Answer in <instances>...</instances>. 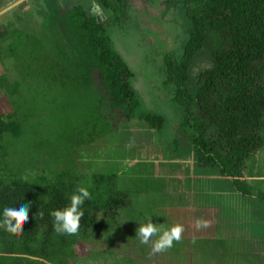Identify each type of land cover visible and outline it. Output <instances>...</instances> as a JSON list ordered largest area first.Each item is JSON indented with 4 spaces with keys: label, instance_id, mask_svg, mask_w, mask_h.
<instances>
[{
    "label": "trees",
    "instance_id": "obj_1",
    "mask_svg": "<svg viewBox=\"0 0 264 264\" xmlns=\"http://www.w3.org/2000/svg\"><path fill=\"white\" fill-rule=\"evenodd\" d=\"M91 1L107 16L105 21L90 13L88 6L65 7L61 0L39 2L43 16L35 30L27 17L10 13L0 20V97L11 106L7 113L0 110V219L4 207L20 201L30 204L21 233L0 227V264H69L74 244L93 239L98 229H104L107 241L123 234L128 242L139 241L136 233L125 229L122 234L120 228L111 231L106 224L126 207V194L118 190L119 181L134 194L145 193L142 202L138 200L133 206L135 217L152 216L153 222L163 227L183 225L181 240L165 250L168 255L180 256L182 250H191L194 255L211 256L223 263L253 264L230 241L222 245L220 240L217 244L208 240L203 247L199 238H189L186 222L190 213L185 208L189 203L184 204L187 202L178 192H167L164 187L167 181L174 182L176 167L187 168L182 163L184 153L191 154L195 166L209 177L211 200L225 201L223 207L229 215L251 213L263 224L264 178L253 167L258 149L264 146V0H164L166 9L179 7L186 20L181 40L165 53L157 71L176 112V132L170 138L152 136L151 130L162 131L166 119L143 107L133 85L143 69L136 73L131 68L105 25L126 18L130 2ZM9 67L16 76L9 75L8 81L4 75ZM95 72L101 91L93 84ZM50 92L63 104L58 112L69 109L71 115L58 114L50 121ZM72 93L79 102L78 110L69 98ZM111 110L120 111L124 117L120 130L136 127L138 130H129L127 135L136 136L148 150L146 144L151 142L155 158L145 157L153 166V173L146 176V189V177L137 190L133 180L128 187L119 179L122 162L108 160L107 169H94L99 162L91 164L99 159L105 136H113L110 132L115 131L107 117ZM64 122L67 130L61 132V141L40 145L52 152L39 157L32 137L57 138L51 131ZM40 126H45L44 130ZM18 145L25 151L17 150ZM165 148L169 154L163 152ZM140 164L131 165L143 173ZM78 186L87 187L91 193V199L82 205L79 230L75 235L57 233L50 213L68 206ZM140 206L150 214L137 210ZM254 206L263 208L252 209ZM127 207L132 214V205ZM177 213L185 220H176ZM140 249L142 253L144 247ZM104 254L101 252L105 261L113 257ZM112 264L137 261L123 256L120 260L112 258Z\"/></svg>",
    "mask_w": 264,
    "mask_h": 264
},
{
    "label": "rangeland",
    "instance_id": "obj_2",
    "mask_svg": "<svg viewBox=\"0 0 264 264\" xmlns=\"http://www.w3.org/2000/svg\"><path fill=\"white\" fill-rule=\"evenodd\" d=\"M39 2H43V0H0V20L2 18L4 21L10 13L17 16L20 15L22 19L27 17L29 18L27 20L30 22V28L35 30L38 28L37 22H39L41 16H43ZM129 2L130 10L128 12L129 15H126V18L123 17L117 23L111 22L112 24L106 23L105 25L111 35V39L115 43L116 48L125 56V59L131 68L136 73L143 69L141 74H137L133 81V85L142 100L143 107L149 112L162 114L166 119V124L164 123L162 131L160 130L156 133L153 129L151 130L152 136L158 135L170 138L176 132V124L174 123L176 112L174 111L171 100H167L168 93L163 89L160 77L157 78V71L159 70V66L163 63L165 53L168 52L170 48L174 49L181 40H179V38L181 36L183 22L186 23V20L179 7L174 6L166 9L164 6V0H129ZM68 5L69 3L67 2L64 4L65 7ZM17 16H13L12 19L17 20ZM34 17L37 19H34ZM14 25L16 26L15 28H17L16 21H14ZM170 35L171 39L166 40L165 38ZM129 57L135 60V62ZM8 69V73L4 76L5 80L9 81V75L15 77L16 72L10 67ZM2 71L3 69L0 66V73ZM93 84L94 87L100 91L102 90L96 72L93 74ZM75 95V93H72L69 98L74 101L78 110L79 102ZM48 99H50L49 105H47L50 114V121L51 116L54 120H56L58 114H72L69 109L65 112H58V108L60 107L62 109L63 104H59V97H55L52 92L48 94ZM40 100H45V98H41ZM84 102L85 100L83 99V106ZM10 109L11 106L8 101L5 98L0 97V110L7 113ZM107 117L111 120L112 128H114L115 131L110 132L113 136H105V145L100 144V157L97 161H93L91 164L99 162L94 166V169H107L109 167L108 160L116 161V163L122 162L124 166L121 168L122 174L119 171V179L124 180L128 187L131 185V180H133L136 187L134 189L137 190L143 186V180L148 173H153L152 162H148L145 159V157H148L149 159L155 158L152 150L153 147L151 148V142L146 144L149 148L148 150L144 146L140 145L141 141L136 136L127 135L129 130H138L136 127L132 128V126H129L124 128L127 131L120 130L119 128L121 127L119 122L124 120L120 111H108ZM38 120L39 119H37V121ZM65 123L66 122H64L59 128H54L51 131V133H53L52 136L58 135L57 138H50L44 135L43 137H32V144H36L38 146L39 153H35L39 157L41 154L45 155V153L51 155L52 149L43 148L40 145L44 146L48 143L53 145L58 141H61V132L63 133L67 130L66 126H64ZM41 127L44 130L45 126H40V128ZM53 127L54 126H48V128ZM116 131L119 135L114 136V132ZM98 137L101 138L102 136ZM72 142L73 141L70 143ZM263 147L264 146H261L258 149L259 152L256 160L254 161L253 167V170H255L259 177L262 178H264ZM17 150L20 152L25 151L20 145H18ZM163 152L166 154L170 153V151L166 148ZM78 157H80L82 162L84 161V158L80 156V153L78 154ZM137 161L138 163H141L139 167L143 170V173L140 172L137 166L134 167L131 165ZM169 161L175 162L174 159H170ZM187 162L192 161L190 160ZM186 165L188 164L186 163ZM249 169H252V165H249ZM185 170L186 168L176 167L175 173L173 174L174 182L167 181L168 185L164 188L167 192L173 194L178 192L187 202L183 203L187 205L188 203L190 204L188 207H185L189 209L190 220L187 222L184 221L187 223L186 230L189 234V238H199L203 247H206L208 240H218L226 236L236 238L238 240L239 248L251 255L252 259L250 261L253 264H264V226L250 217H243L239 214H223L222 217H220V215L216 212L217 205H203L206 204L203 201H207V199L204 198L202 195L203 193H200L201 190H199V188H205V179L201 176L195 177L194 179H192V177L186 178L189 175L185 174ZM146 180H148V183L143 186L145 189L149 186V178L146 177ZM136 183L139 185L137 186ZM117 186L119 191L126 194V207L122 208L119 215H117L114 220L108 219L109 221L106 224L111 231L120 228L122 234L125 232V229L129 230V233H136L139 223L144 222L145 217H135L133 215V206L138 200L139 204L142 202L141 199H144L143 197L145 196V193L140 192L134 194L129 190V188L124 189L121 181L117 183ZM196 201H198L199 204ZM127 205H132V214L130 213V209ZM142 208L143 207L140 206L137 210L139 209L143 212ZM143 213L147 215L150 214L148 212ZM178 214L179 213H177V215ZM182 217V215H178L176 220H185ZM219 217L226 221L219 222L218 220L217 222L214 220V218L218 219ZM197 221L200 222L199 226H197ZM130 227L132 230H130ZM103 234L104 229H98L95 232V237L93 239L90 237L87 241L78 240L73 246L74 256L72 258L69 257L67 262L69 264H112V258L120 260L123 256H126L127 258L136 260L137 264H229L225 261L224 263L223 261H216L212 259L211 256L203 258L194 255L191 250L184 252L182 248L180 249L183 254L180 256H175L171 253L168 255L167 251L159 253L153 252L152 244L156 239L155 237L150 240L147 245H142L138 240L130 242L126 241L123 236L124 234L118 236L116 235L115 237L112 236L113 240L109 238L108 241H111V243H109ZM213 244H217V241H214ZM221 244L224 245L223 240L221 241ZM141 245L144 247L142 253L140 249ZM211 247L213 246L211 245ZM108 250L111 251L110 255L108 254ZM104 251L106 252V254H104L105 257L109 258L108 256L111 257V255H113V257L109 258L108 261H105V259H102L101 255V252ZM165 254H167V256ZM185 256L187 258H184ZM177 258H180V260H177ZM53 261L55 260L53 259ZM241 263L242 262L238 263V261H236V264Z\"/></svg>",
    "mask_w": 264,
    "mask_h": 264
},
{
    "label": "clouds",
    "instance_id": "obj_3",
    "mask_svg": "<svg viewBox=\"0 0 264 264\" xmlns=\"http://www.w3.org/2000/svg\"><path fill=\"white\" fill-rule=\"evenodd\" d=\"M101 13H103L100 10ZM102 20L106 18L102 14ZM91 199V193L85 186H78L70 195V203L68 206L54 210L50 215L54 218V229L57 233L75 235L80 227V220L84 215L82 205L86 200ZM30 204L25 201L14 203L11 207H4L2 219H0V227L7 232L23 231L22 223L28 220V211ZM200 222L197 221V226ZM184 231L183 225L179 223L172 224L168 227L158 226L151 217H145V221L139 223L136 236L142 245H147L150 240L156 238L152 244L153 252H163L173 247L174 242L181 240V234Z\"/></svg>",
    "mask_w": 264,
    "mask_h": 264
},
{
    "label": "flooded vegetation",
    "instance_id": "obj_4",
    "mask_svg": "<svg viewBox=\"0 0 264 264\" xmlns=\"http://www.w3.org/2000/svg\"><path fill=\"white\" fill-rule=\"evenodd\" d=\"M89 0H61V3L64 5L66 2L67 3H69V7L70 6H83V7H86V6H88V7H90V3L88 2ZM129 1V0H128ZM100 8V7H99ZM107 19V16H106V18L104 19V21ZM184 157H183V159H182V163H184V165H186V163L188 164V165H186L187 166V168H188V172H186V170H185V174H188L189 176H187L186 178H190V177H192V179H194L195 177H199L200 175H206V174H204V173H202L201 172V170H199L195 165H196V160L194 159V157L191 155V154H186V153H184V155H183ZM192 161V162H187V161ZM192 163V164H191ZM189 166V167H188ZM186 168V169H187ZM184 174V175H185ZM191 175V176H190ZM257 175V174H256ZM255 175V176H256ZM212 176H210V178H211ZM216 177H218L217 175H216ZM220 178V177H219ZM176 179H178V178H176ZM195 192V191H194ZM197 195V194H196ZM250 203H253V202H251L250 200H248ZM197 203H198V201H196ZM203 202H205L206 204H203V205H207L208 206V204H207V201H203ZM259 203V202H258ZM199 204V203H198ZM254 204V203H253ZM190 205V204H189ZM260 208H263V206H259V207H257V206H254L252 209H260ZM214 220H216L217 222H218V220H219V222L221 221V219H215L214 218Z\"/></svg>",
    "mask_w": 264,
    "mask_h": 264
},
{
    "label": "crops",
    "instance_id": "obj_5",
    "mask_svg": "<svg viewBox=\"0 0 264 264\" xmlns=\"http://www.w3.org/2000/svg\"><path fill=\"white\" fill-rule=\"evenodd\" d=\"M88 2H89L90 4L92 3L91 0H89ZM90 6H91V5H90ZM200 176H201V177H206V175H200ZM207 180H208V179H205V181H207ZM207 185H209V184L207 183ZM207 193L209 194V188H208V192H207ZM209 196H210V195H209ZM211 204L217 205L216 212L220 215V217H222L223 214H225V215H229V213H228L227 211L224 210L223 205H219V203H216V202H213V203H211ZM208 206H209V204H208ZM234 214H239V215H241L240 213H237V212H234ZM241 216L244 217V215H241ZM220 217H219V219H221ZM246 217H247V218L250 217V218L256 220L255 217H254V215L251 214V213H249L248 215H246ZM222 221H226V220L221 219L220 222H222ZM261 221H262V220H261ZM262 223H263L262 225L264 226V222H263V221H262ZM218 240H220V241L223 240L224 245H225L226 243H228L229 241H230L231 243H234V246H235V249H236L237 252H239V253H241V254H247V257H249L250 259H252V258H251V255H250L248 252H246V251H244V250H242V249L239 248V246H238V240H237L236 238L226 236V237H223L222 239H218ZM215 241H217V240H215Z\"/></svg>",
    "mask_w": 264,
    "mask_h": 264
},
{
    "label": "water",
    "instance_id": "obj_6",
    "mask_svg": "<svg viewBox=\"0 0 264 264\" xmlns=\"http://www.w3.org/2000/svg\"><path fill=\"white\" fill-rule=\"evenodd\" d=\"M91 6L90 7H86V9L90 12V13H92V14H94L95 16H97L100 20H102L103 18H101L102 17V13L100 12V8H99V6L96 4V3H94V2H92L91 4H90ZM204 179H209V177H203ZM205 188H203V187H200L199 188V190H201V192L200 193H203L202 195L204 196V198L206 199L207 198V204H211V203H213V202H216V203H219V205H224V203H225V201H214V200H211L212 198L209 196V194L207 193L208 192V185H207V181H205ZM227 202V201H226ZM228 203V202H227ZM232 205L230 204V207H231ZM224 210L225 211H227L225 208H224Z\"/></svg>",
    "mask_w": 264,
    "mask_h": 264
}]
</instances>
